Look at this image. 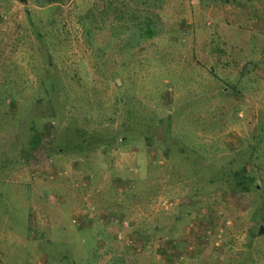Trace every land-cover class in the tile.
Here are the masks:
<instances>
[{
  "label": "rangeland",
  "instance_id": "obj_1",
  "mask_svg": "<svg viewBox=\"0 0 264 264\" xmlns=\"http://www.w3.org/2000/svg\"><path fill=\"white\" fill-rule=\"evenodd\" d=\"M7 88L0 264H264V0H0Z\"/></svg>",
  "mask_w": 264,
  "mask_h": 264
},
{
  "label": "trees",
  "instance_id": "obj_2",
  "mask_svg": "<svg viewBox=\"0 0 264 264\" xmlns=\"http://www.w3.org/2000/svg\"><path fill=\"white\" fill-rule=\"evenodd\" d=\"M61 1L63 0H38V5L40 7H49L52 5H57L59 3H61ZM15 96V89L14 88H7L5 89L1 94H0V106L4 103H7V100H13ZM38 102V100H37ZM40 102V101H39ZM6 106V105H5ZM2 108V107H1ZM80 133V135H82L83 137H86V133L82 130L78 131ZM126 137V136H125ZM124 138V137H122ZM123 142V141H122ZM263 171L261 170V173Z\"/></svg>",
  "mask_w": 264,
  "mask_h": 264
},
{
  "label": "water",
  "instance_id": "obj_3",
  "mask_svg": "<svg viewBox=\"0 0 264 264\" xmlns=\"http://www.w3.org/2000/svg\"><path fill=\"white\" fill-rule=\"evenodd\" d=\"M21 2H24V1H26V0H20Z\"/></svg>",
  "mask_w": 264,
  "mask_h": 264
}]
</instances>
